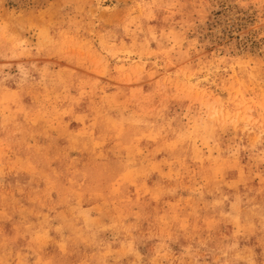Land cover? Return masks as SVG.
Instances as JSON below:
<instances>
[{"label": "rangeland", "instance_id": "374dc122", "mask_svg": "<svg viewBox=\"0 0 264 264\" xmlns=\"http://www.w3.org/2000/svg\"><path fill=\"white\" fill-rule=\"evenodd\" d=\"M0 264H264V0H0Z\"/></svg>", "mask_w": 264, "mask_h": 264}]
</instances>
